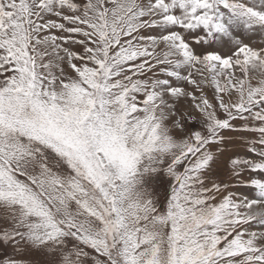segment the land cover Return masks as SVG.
Returning <instances> with one entry per match:
<instances>
[{
	"label": "snow or ice",
	"instance_id": "snow-or-ice-1",
	"mask_svg": "<svg viewBox=\"0 0 264 264\" xmlns=\"http://www.w3.org/2000/svg\"><path fill=\"white\" fill-rule=\"evenodd\" d=\"M0 264H264V0H0Z\"/></svg>",
	"mask_w": 264,
	"mask_h": 264
},
{
	"label": "rangeland",
	"instance_id": "rangeland-1",
	"mask_svg": "<svg viewBox=\"0 0 264 264\" xmlns=\"http://www.w3.org/2000/svg\"><path fill=\"white\" fill-rule=\"evenodd\" d=\"M225 167H226V161H225Z\"/></svg>",
	"mask_w": 264,
	"mask_h": 264
}]
</instances>
